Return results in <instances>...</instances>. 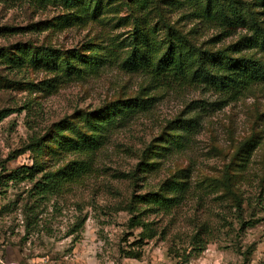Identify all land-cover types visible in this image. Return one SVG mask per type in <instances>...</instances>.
<instances>
[{
	"label": "rangeland",
	"instance_id": "374dc122",
	"mask_svg": "<svg viewBox=\"0 0 264 264\" xmlns=\"http://www.w3.org/2000/svg\"><path fill=\"white\" fill-rule=\"evenodd\" d=\"M177 1L171 22L183 31L202 27L188 16L193 0ZM65 12L54 2L0 1V53L17 59L21 47L47 45L89 53L95 45L106 54L128 36L129 27L108 15L53 26ZM219 33L206 27L193 36L218 49L249 34L240 29L208 44ZM244 53L264 59L259 51ZM144 94L154 107L105 129L89 157L53 155L54 142L39 153L27 149L62 120L79 123ZM218 99L202 87L162 85L108 61L75 78L0 59V110L12 111L0 122V264H264V83L221 110L211 106ZM195 119V129L180 130ZM77 159L90 160L79 178L46 197L36 193L46 175ZM22 167L34 174L10 177ZM48 183L54 187L53 179ZM161 191L179 204L164 211L136 202Z\"/></svg>",
	"mask_w": 264,
	"mask_h": 264
},
{
	"label": "trees",
	"instance_id": "16d2710c",
	"mask_svg": "<svg viewBox=\"0 0 264 264\" xmlns=\"http://www.w3.org/2000/svg\"><path fill=\"white\" fill-rule=\"evenodd\" d=\"M0 1L15 4L28 0ZM30 1L37 7L54 2L66 9L53 26L65 28L83 25L90 21H102L103 16L108 15L117 26L129 27L128 36L117 45L108 47L106 54H103L102 47L95 48V45L86 47V50H90L89 53L77 49L62 51L48 45L34 49L24 46L17 49L15 54H20L17 59H14L15 55L0 53V59L7 63H30L34 67H43L75 78L99 72L104 62L117 63L123 70L144 73L162 85L195 86L212 91L219 96L217 101L211 103L216 110L242 98L254 85L264 83V59L256 57L254 53H244L254 50L264 54V18L261 17L264 15V0H193L188 16L202 23V27L199 25L196 31H183L176 23L171 22L169 15L177 0ZM122 11L124 15H120ZM40 24L43 23L38 25ZM206 27L220 29V33L213 36L208 44H220L223 40L238 35L236 33L240 29L249 34L241 35L236 42L224 47L211 49L198 44L193 36ZM154 104L155 99L144 94L116 101L92 112L87 120L79 123L62 120L55 124V133L38 138L27 149L39 153L43 147L50 149L49 145L54 142L57 149H53V155L68 152L89 157L101 145L105 129L119 120L150 111ZM11 113L10 109L0 110V122ZM68 123L71 124L67 125ZM198 124L197 119L190 120L185 124L180 123L179 128L191 131ZM66 130L69 132L64 134ZM89 162V159H77L46 175L44 181L36 185V193L46 197L56 190L61 191L68 182L75 181L89 168ZM31 170L29 167H22L10 177L30 176L34 174ZM51 179L54 180V187L49 186ZM137 198L138 204L143 203L164 211H169L180 200L176 195L167 197L162 191ZM132 206L130 204L133 212Z\"/></svg>",
	"mask_w": 264,
	"mask_h": 264
}]
</instances>
